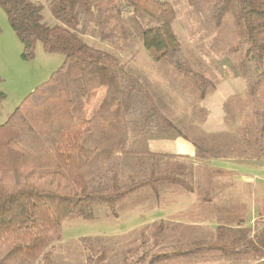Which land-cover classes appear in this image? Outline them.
<instances>
[{"label":"trees","instance_id":"trees-1","mask_svg":"<svg viewBox=\"0 0 264 264\" xmlns=\"http://www.w3.org/2000/svg\"><path fill=\"white\" fill-rule=\"evenodd\" d=\"M47 1L54 26L45 22L38 0H0L25 60L34 58L38 43L64 56L51 78L0 125V264H55L65 223L93 220L97 206L117 217L119 207L141 192L159 197L164 189L181 188L196 194L197 169L225 171L213 162L264 164V0H187L205 31L221 30L217 43L229 39L225 55L251 79L246 97L229 102L230 134L196 137L163 111L119 57L142 43L155 63L185 78L199 101L215 91V78L195 69L175 32L170 1ZM96 38L111 52L91 43ZM101 89L103 99L89 116L87 103ZM5 98L0 90V102ZM150 135L184 138L194 145L195 159L137 147ZM207 185L204 201L214 194L209 179ZM189 233L163 219L122 244L116 262L97 238H79L78 254L84 264H264L262 216L251 227L239 221Z\"/></svg>","mask_w":264,"mask_h":264},{"label":"rangeland","instance_id":"rangeland-1","mask_svg":"<svg viewBox=\"0 0 264 264\" xmlns=\"http://www.w3.org/2000/svg\"><path fill=\"white\" fill-rule=\"evenodd\" d=\"M168 1L174 5L177 12L175 32L189 53L195 69L215 78V91L199 101L196 92L188 87L185 78L171 66L155 63L142 43H136L133 49L119 53V57L128 70L147 83L163 111L173 121L179 122L180 127L190 136H200L201 133L208 136L228 135L234 128L229 116V102L234 98L246 97L250 76L248 78L241 68L236 69L233 60L225 55L229 39L224 38L217 43L221 30L205 31L187 0ZM38 3L45 7V22L50 26L57 24L50 13L48 1L38 0ZM0 29V90L6 96L5 100L0 102L1 125L30 93L46 83L63 65L64 56L59 53H47L42 44L38 43L34 58L25 60L22 57L23 45L1 8ZM92 42L107 51L112 48L110 44L97 38ZM104 93L101 89L89 99V116L98 109ZM137 136L139 135L135 137ZM180 139L184 138L150 135L144 139L140 138V145L137 147H145L158 153L175 154ZM186 159L192 161L195 158L190 156ZM211 167L203 166L197 169L195 179L199 181L201 188L196 194H188L181 188L164 189L159 197L149 192H141L127 199L119 207L117 217L111 216L104 206H97L93 220L79 218L65 223L63 239L56 243L55 264H84L78 254L81 237L101 240V243L111 249L112 262H116L121 258V255L117 256L121 245L138 237L144 226L158 220L178 222L183 229L188 228L190 236L193 237L201 233H211L221 223L237 225L241 221L244 226L251 227L260 216L264 218V177H250L244 181L242 177L236 178L232 171L224 169L225 171H220L219 174L216 168L211 171ZM211 173L217 175L214 176L215 179ZM208 179L214 194L210 200L204 201L202 194L208 189Z\"/></svg>","mask_w":264,"mask_h":264},{"label":"crops","instance_id":"crops-1","mask_svg":"<svg viewBox=\"0 0 264 264\" xmlns=\"http://www.w3.org/2000/svg\"><path fill=\"white\" fill-rule=\"evenodd\" d=\"M175 154L177 156H183V157H196V150L195 147L192 143L180 139L178 141V145L176 148ZM156 152V151H154ZM216 167L227 169L229 171L234 172V176L236 178L242 177L244 181H247L250 179V177H264V164L261 165H255V166H246V165H237L235 163L231 162H225V161H216L213 162ZM254 175V176H253Z\"/></svg>","mask_w":264,"mask_h":264}]
</instances>
